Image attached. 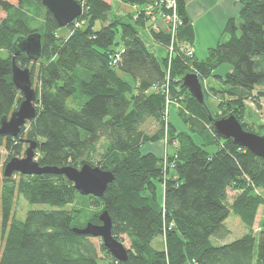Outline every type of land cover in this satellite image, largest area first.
I'll return each instance as SVG.
<instances>
[{
    "label": "trees",
    "instance_id": "trees-1",
    "mask_svg": "<svg viewBox=\"0 0 264 264\" xmlns=\"http://www.w3.org/2000/svg\"><path fill=\"white\" fill-rule=\"evenodd\" d=\"M121 1L141 9L135 17L130 15L132 22L112 18V5L106 0H89L84 14L67 27L72 33L60 37L61 28L48 10L44 26L33 29L23 11L28 0L19 1L20 9L0 0V10L8 14L0 24V49L8 51L7 57L0 54V126L23 100L12 81L14 42L40 33L41 58L32 62L24 53L16 57L22 68L31 70L38 111L22 127L20 137L36 141L35 158L42 167L79 168L87 163L115 176L101 199L80 195L63 175L15 173L18 179H0V264H264V220L258 234L252 231L264 206V160L231 139H221L207 110L182 82L187 73H197L202 81L229 64L224 77L215 76L221 87L212 89L214 96L227 97L225 104H219L225 112L214 115L206 104L213 117L231 112L252 131L253 126L243 120L244 101L257 88L261 90L257 97H264V0H238L240 13L223 30L227 40L210 48L205 60H198L195 51L189 57L180 50L182 45L194 48L195 31L185 1L177 0L183 24L174 39L149 27L155 43L169 46L174 41L176 52L170 63L166 53L160 57L150 51L141 34L151 21L144 11L149 6L164 9L163 0ZM122 49L119 62L113 64ZM166 92L172 99L183 96L189 113L186 125L193 126L195 120L200 121L196 126L206 124L201 145L170 123ZM149 120L159 125L152 135L143 130ZM165 136L170 144L179 143L167 167L163 157L142 152L143 145ZM29 145L0 137V149L9 154L4 162L0 156V167L4 170L8 160L24 157ZM210 147L215 150L208 151ZM229 191L237 193L231 202ZM18 197L52 209L30 210L25 220L17 219ZM103 211L112 219L113 235L119 241L122 235L130 240L125 263L113 258L101 240L97 244L73 231L88 222L101 224ZM231 213L250 232L224 242L230 236L226 221ZM162 236L164 247L155 248L153 242ZM213 239L222 243L216 245Z\"/></svg>",
    "mask_w": 264,
    "mask_h": 264
},
{
    "label": "water",
    "instance_id": "water-1",
    "mask_svg": "<svg viewBox=\"0 0 264 264\" xmlns=\"http://www.w3.org/2000/svg\"><path fill=\"white\" fill-rule=\"evenodd\" d=\"M42 5L53 15L60 28L68 27L83 12L82 7L75 0H42ZM23 53L32 62L41 58L42 35L40 33L18 38L14 42V56L11 59L12 81L22 93L23 100L10 116L2 118L0 137L10 136L30 143V145L26 149L24 157H14L6 163L4 176L11 178L15 173L24 176L63 175L73 183L80 195L103 198L108 186L115 179L113 172L87 163L79 168L73 166L42 167L35 158L36 141L24 140L20 137L22 127L26 126L27 122L34 120L38 114L35 104L37 94L33 87L31 70L30 68H22L16 62V57ZM182 82L196 101L207 110L215 133L221 139H231L236 145L249 150L253 155L264 160V135L246 130L232 113L223 117H213L206 104L203 82L197 73H187L183 76ZM99 220L101 222L99 225L88 222L85 227H75L73 231L80 235L100 239L113 258L119 263H125L128 260V249L113 235V222L108 212H101Z\"/></svg>",
    "mask_w": 264,
    "mask_h": 264
},
{
    "label": "rangeland",
    "instance_id": "rangeland-1",
    "mask_svg": "<svg viewBox=\"0 0 264 264\" xmlns=\"http://www.w3.org/2000/svg\"><path fill=\"white\" fill-rule=\"evenodd\" d=\"M3 1H7L12 3L13 5L16 6V8H19V1L18 0H3ZM115 1V0H113ZM162 4V2H161ZM112 5V9H111V16L114 19H121L125 22H132L130 15H133L134 17L136 15H138L139 11L141 10L138 7H134L133 8V12H128L129 9L124 10L121 8L115 9V6L113 4ZM20 9V8H19ZM147 9V8H146ZM46 8L41 4H37L35 3V0H28L27 5H25V7L23 8V11L26 12V14L29 17V21H30V25L31 28L33 29H41V27L44 26V22H45V14H46ZM131 10V9H130ZM145 13L147 11H144ZM152 12L153 13H157L162 15V12H165V10L162 7L159 8H153L152 7ZM166 14H169L166 12ZM8 14L1 11L0 10V24H2L3 22H5L7 20ZM163 26H165V31H168L169 28V24L167 21H163V20H152L150 21L149 24L146 25L145 29H143L141 31L142 36L145 34L144 33H150V29L149 27L153 28L156 31H163L161 24ZM102 27V24L100 22H98L96 24V28L99 29ZM218 27L217 26H213L211 25H202L198 27V47L200 48L201 51V56L199 54V59L200 60H205L208 55H209V49L215 47L220 41H225L228 38V35H223V30L224 28L218 32ZM72 32L67 28H61L58 31V35L60 37L63 36H68L70 35ZM154 43V42H153ZM212 45V46H211ZM197 46V45H196ZM208 46H211L208 48ZM153 48H156V54L159 55L160 57L164 56L166 53L167 54V46H164L162 44H158V43H154L153 44ZM208 49V50H206ZM0 54L3 57H7L8 55V51L6 49H0ZM231 69V66L229 64H223L221 66H219L217 69H215L213 71V74L210 78L208 79H203V89H204V93L206 94V96L208 97L206 102L207 104L210 106V108L212 109L214 115H220L221 113H224L225 109H223V107L219 108V104L223 103L225 104V100H228L226 96L223 97H216L212 94V89L213 88H220V82L217 80V78H215V76H222L224 77ZM125 78L132 84L135 83L133 77L130 76H125ZM35 88V82H34V86ZM261 90L259 88H257L253 94L252 97L248 98L247 100L244 101V104L246 105V103L252 102L254 104V108L252 109V111H249L247 105V113H245V115L243 116V120L246 121L247 118V122L251 123L252 127V131L254 133H257L259 135H264V97H257V95L259 94ZM168 94L166 92V100H167ZM183 98V96H182ZM261 100V101H260ZM260 102H262L263 104L260 106ZM166 106H167V102H166ZM186 104H184V102H181V100L179 102L173 103L171 105H169L167 107L168 112L166 114H168V119L170 121V123L176 127L177 131L180 132H185V133H190L194 139V141L201 145L202 144V138L200 137L202 132L204 131L203 128H207L206 124L205 127L202 124L201 126H196L200 125V121H196L193 124V126H189L186 125V123L184 122V120H186L189 117V113L187 111V109H185ZM180 111V112H179ZM231 112H228L226 114H224V116L230 114ZM194 127V128H192ZM159 128V125L157 124V122L155 120H149L144 126H143V130L149 134L152 135L154 134ZM191 128L193 130H191ZM196 131V133H192L191 131ZM103 143V142H102ZM179 143H175V144H170L167 136L164 137L163 140L159 141V142H149L146 143L145 145L142 146V152L143 153H148V152H155L157 154H159L160 157L164 158V165L165 167H167V163L168 162V158L171 157L172 155H174L176 148H178ZM159 147H161V152H159ZM215 148H208V151L212 152L214 151ZM100 153H103L104 149L103 146L100 147L99 149ZM9 154L7 153V151L2 148L0 149V156L2 158V162L6 161L7 159H9L8 156ZM98 157L96 156L95 159H97ZM9 161V160H8ZM4 178V170L0 167V179ZM19 177L13 176L12 179H18ZM163 187L161 184L158 185V198L159 200L163 203ZM237 195L236 192L233 191H229V201L231 202L233 200V198ZM261 195L264 196V191H261ZM72 206H68L67 208L70 209ZM15 214H16V218L20 219V220H25L26 218V214L28 211L30 210H50L52 209L50 206L48 205H36V204H30L28 203L23 197H18L16 200V204H15ZM264 220V206H260L259 210H258V214L256 217V220L254 222L252 231L254 234H258L259 231L261 230V226ZM226 224L230 230V236L227 238V240H225L224 242H232L238 238H240L241 236L247 234L248 232H250V229L248 228V225L245 224L242 219L237 216L234 213H231L229 218L226 221ZM121 242L125 245V247L127 249L130 248V240L126 235H122L120 238ZM93 241L95 243H99L100 239L98 238H93ZM213 243L214 244H218V243H222L221 241H218L216 239H213ZM165 244V238L159 237L157 238L154 242H153V246L155 248L158 249H162L164 247ZM102 258V256H101Z\"/></svg>",
    "mask_w": 264,
    "mask_h": 264
},
{
    "label": "crops",
    "instance_id": "crops-1",
    "mask_svg": "<svg viewBox=\"0 0 264 264\" xmlns=\"http://www.w3.org/2000/svg\"><path fill=\"white\" fill-rule=\"evenodd\" d=\"M108 3L113 4L115 9L121 8L124 10H128V12H133V6L124 4L121 0H106ZM186 5L187 14L193 24L194 31H195V41H194V51L195 56L198 60L199 54L201 56L200 48L198 47V27L204 24L206 25H213L217 26L218 32H220L226 25L227 21L231 18H237L241 5L238 0H184ZM131 9V10H130ZM163 31H165V26L160 24ZM143 38L146 42V45L150 51L156 53V48H153V44L155 43L153 38L151 37L150 33H144ZM223 34V33H222ZM224 35V34H223ZM154 42V43H153ZM197 45V46H196ZM212 46V45H211ZM208 46L206 48L209 49ZM206 49V50H208ZM261 101V100H260ZM263 103L260 102V106ZM249 111L255 107L252 102L246 103ZM247 122V118H246ZM248 123V122H247ZM251 124V123H250ZM161 147H159V152ZM155 153V152H152ZM159 156V154L155 153ZM160 157V156H159Z\"/></svg>",
    "mask_w": 264,
    "mask_h": 264
},
{
    "label": "built area",
    "instance_id": "built-area-1",
    "mask_svg": "<svg viewBox=\"0 0 264 264\" xmlns=\"http://www.w3.org/2000/svg\"><path fill=\"white\" fill-rule=\"evenodd\" d=\"M75 1L82 7V10H83L82 15H83L87 9L89 0H75ZM162 4H164V10H165V12H162L163 13L162 15L157 14V13L156 14L153 13L151 6L147 7L146 14L148 16H150L152 20L155 19V20L167 21L169 24L168 31L167 30L166 31L161 30V31L165 32V33H169L170 35H172V38L174 39L176 37V33H177L178 29L183 24L182 20L180 19L179 15H178V12H177V0H163ZM166 12L169 14H166ZM78 26H80V25L77 23L76 27H78ZM180 47H181L180 50L184 51L186 53V56L192 57L194 55V48L193 47H191L189 45H186V46L182 45ZM175 52H176V50H175V46H174V41L172 40L171 44L169 46H167V56L169 58V63L171 62L172 57L175 55ZM122 53H123V49L121 51L119 50L118 52H116L113 64H117L119 62ZM182 99H183L182 97H180L179 100L172 99L168 95L167 100H166L167 107L173 103L179 102ZM167 111H168V109H167Z\"/></svg>",
    "mask_w": 264,
    "mask_h": 264
}]
</instances>
